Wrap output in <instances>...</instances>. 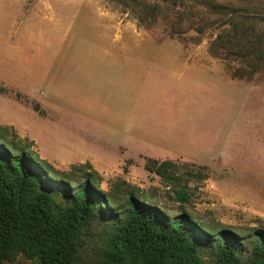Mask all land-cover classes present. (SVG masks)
<instances>
[{
	"label": "rangeland",
	"instance_id": "obj_1",
	"mask_svg": "<svg viewBox=\"0 0 264 264\" xmlns=\"http://www.w3.org/2000/svg\"><path fill=\"white\" fill-rule=\"evenodd\" d=\"M142 1L161 8L148 26L107 0H0V89L4 90L0 125L12 127L31 142L39 157L55 169L68 171L70 165L89 162L102 177L104 191L117 179L125 180L170 215L177 213L178 204L170 187L146 171V163L171 161L180 173H206L205 180L185 184L190 195L187 213L205 225L219 224L241 234L264 228V135L258 133L264 126V63L250 77H231L240 64L210 51L223 28L217 16L199 5L207 0H184L175 7L159 0ZM212 2L247 18L245 27L254 30L264 50V0ZM117 49L129 51L120 54ZM105 61L189 62L234 80L222 88L219 136L216 133L215 139L216 130L210 129L208 137L199 136L189 144L213 164L195 163L202 159L186 156L183 143L173 149L172 158L145 157L126 145L119 133H108L106 118L91 114L90 101L74 102V96L87 97L95 85L85 65ZM238 95L241 105L235 101ZM92 229L102 232L103 224ZM91 247L85 246L81 264L89 263ZM211 251L203 247L205 259ZM242 255L247 257L246 252ZM2 264L36 263L18 255Z\"/></svg>",
	"mask_w": 264,
	"mask_h": 264
},
{
	"label": "trees",
	"instance_id": "obj_2",
	"mask_svg": "<svg viewBox=\"0 0 264 264\" xmlns=\"http://www.w3.org/2000/svg\"><path fill=\"white\" fill-rule=\"evenodd\" d=\"M107 1L130 10L146 26L161 12L158 5L142 0ZM159 1L172 7L184 4ZM199 5L217 16L223 28L210 51L240 64L231 77L255 74L264 63V50L254 30L245 27L248 19L212 0ZM176 168L171 161L145 165L170 187L178 204L177 213L170 215L125 180L117 179L104 191L102 177L89 162L70 165L68 171L55 169L31 142L0 125V264L18 255L36 264H81L90 244L88 264H264V228L241 234L198 222L185 210L190 200L185 184L205 180L207 174L180 173ZM97 224H103L102 232L92 229ZM203 247L212 250L209 259Z\"/></svg>",
	"mask_w": 264,
	"mask_h": 264
},
{
	"label": "crops",
	"instance_id": "obj_3",
	"mask_svg": "<svg viewBox=\"0 0 264 264\" xmlns=\"http://www.w3.org/2000/svg\"><path fill=\"white\" fill-rule=\"evenodd\" d=\"M117 50L120 54L129 51ZM85 66L95 85L87 97L74 96L73 101H90L91 114L97 119L106 118L109 134L119 133L126 145L131 144L137 153L148 158H172L173 149L183 143L186 156L202 159L195 163L213 164V160L205 159L206 154H197L198 147L189 144L199 136L208 137L210 129L216 130L222 122V88L225 82L234 80L189 62L105 61ZM241 100L238 95L236 104L241 105ZM240 105L238 110L236 107L237 113ZM199 129L205 134L199 135ZM216 133L217 130L213 134L215 139ZM258 133L264 135V126Z\"/></svg>",
	"mask_w": 264,
	"mask_h": 264
}]
</instances>
